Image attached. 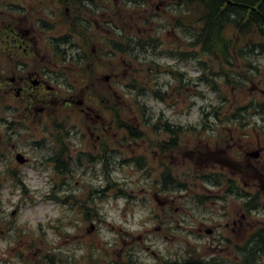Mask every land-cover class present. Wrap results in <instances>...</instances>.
<instances>
[{"label": "rangeland", "instance_id": "obj_1", "mask_svg": "<svg viewBox=\"0 0 264 264\" xmlns=\"http://www.w3.org/2000/svg\"><path fill=\"white\" fill-rule=\"evenodd\" d=\"M125 1L128 39L103 23L79 36L61 22L56 0H14L2 8L4 25L23 15L20 23L29 29L30 16L43 18L46 30L34 28L35 53L57 62L64 96L85 105L55 103L45 114L28 116L10 110L18 106L13 99H2L0 264H242L243 247L264 227V114L256 108L264 103L262 54H235L236 84H227L225 75L213 85L204 82L198 60L211 57L198 56L190 44L198 17L193 6L186 11L166 0L157 10L161 0L152 7L150 0ZM106 11L94 15L104 21ZM69 33L72 42L64 43ZM226 35L238 46L246 41L243 33ZM151 36L159 45H134ZM102 37L125 45L131 38L133 53L106 55ZM79 54L92 58L85 74L82 68L77 74L71 58ZM64 56L73 65L63 64ZM251 60L258 71L249 68ZM209 64L211 72L226 70L217 61ZM164 123L181 127L173 145ZM129 126L143 136L132 137ZM166 169L177 181L175 187L168 181L169 189H163ZM255 196L258 205L245 210ZM258 262L264 264V255Z\"/></svg>", "mask_w": 264, "mask_h": 264}, {"label": "trees", "instance_id": "obj_2", "mask_svg": "<svg viewBox=\"0 0 264 264\" xmlns=\"http://www.w3.org/2000/svg\"><path fill=\"white\" fill-rule=\"evenodd\" d=\"M58 3L60 0H56ZM75 1V0H72ZM81 6H87V12L90 11V3L83 2L79 3ZM184 7V9L187 11L190 6H193L194 13L196 14V11L198 13V17L194 19L193 21V33L192 38L193 40L190 42V44L193 46V48H197L199 50L198 56L202 55H208L211 58H209L212 62H218L217 67H221L222 64L225 65L226 70L221 67V70L217 73L211 72V67H209L212 64H209L211 62H204L202 64L201 59L198 60L201 64V67L203 69L202 76L199 77L200 80L207 82V83H213L215 84V77H223L225 75L227 77V84H236L237 78L233 74L234 69V62L237 60L236 55H239L242 58L248 59V56L250 54H262L264 58V0H177L176 6ZM178 9V8H177ZM177 24H182V22H177ZM185 27L187 28V23L185 24ZM76 33L82 34L83 32H90V29L88 28H76ZM234 31L236 37L239 36V34H244V38L246 39L245 43L238 46L235 42H233L232 38H229L226 33ZM117 35V34H116ZM119 39H121V36L117 35ZM102 39L105 41V44L110 48L106 55H126V54H132L133 50L130 49L132 46L131 38L128 41V44L125 45L123 43H119L116 40L112 41V44H109L107 41V37H102ZM85 44L89 45L91 40L84 39ZM159 38L155 36H151L149 38H146L145 41H138L137 43H134V45H139L141 47L152 45L153 47L159 45ZM66 42H72L71 39H66L64 43ZM195 50V49H194ZM80 55V54H79ZM193 55V57H198ZM78 61L83 64V69H86V66L84 65L86 62H89V68L90 65H92V58L88 56L80 55ZM253 60H251V65L249 68L256 69L258 71V67L253 65ZM232 68V70H231ZM91 70V68H90ZM208 70V71H207ZM82 74H85V70L82 72ZM180 73H175V77H178V79L182 80V78L178 75ZM230 81V82H228ZM183 83V82H181ZM212 84V85H213ZM155 96L160 97L161 99H164V95L161 93V91L157 90L154 92ZM144 107L141 106L140 109V116L142 119L145 117L144 113ZM263 114H264V103H260L258 107ZM114 115L118 120V127H122L123 120L119 115V110H117L116 107L113 108ZM218 108H215L214 115L218 116ZM234 115V114H233ZM214 121L216 119H213ZM164 131L168 132L170 134H173L174 137L170 139L169 144L173 145L176 141L177 136L180 134L181 127L180 126H171L169 123H164ZM132 126V125H131ZM131 126H129L130 134L132 137H142L143 134L141 130L135 128L133 129ZM158 126V123L154 124V129ZM57 157L58 164L56 166L57 170L61 169V160ZM171 171L167 170L163 174V189H169L168 188V181L171 180L172 182H177L175 178H172ZM215 183H219V178L216 177ZM173 187L174 183H172ZM171 185V186H172ZM258 205V198L257 196L252 197L248 199V201L244 202L243 206L247 211H251ZM264 255V227L260 228L256 234H254L251 239L245 244L243 247L242 252V264H259L258 258L262 257ZM46 264H56L54 261L50 260ZM128 264V262H127ZM130 264V263H129ZM163 264H207L203 261H194V260H188L185 263H178L177 261H170L165 260ZM210 264H217L216 262H212Z\"/></svg>", "mask_w": 264, "mask_h": 264}, {"label": "flooded vegetation", "instance_id": "obj_3", "mask_svg": "<svg viewBox=\"0 0 264 264\" xmlns=\"http://www.w3.org/2000/svg\"><path fill=\"white\" fill-rule=\"evenodd\" d=\"M14 0H0V103L2 99H13L14 102L18 104L17 107L11 109H21L29 115L35 113L45 114L48 112V108L51 104H60L63 108H72L77 104L79 107L83 108L85 102L73 96H64V91L61 88L63 85L56 76L60 73V68L57 62H50L47 59L40 57L39 53H35L33 48L32 37L36 34L38 28L36 26L40 25V28L46 30L44 26L41 25L43 18L36 17L35 15L30 16L32 27L25 29L20 23V20L14 19L10 24L4 25L2 8L3 6H11ZM90 3V11L87 12V6H81L78 3ZM156 0H150V7H152V2ZM166 0H161L160 4H156L155 8L159 10L161 5ZM60 5L62 7V12L60 14V20L66 25L73 28H96L99 23H103L107 32L111 34H117L121 36L122 39H128V29L130 20L129 15L125 10L126 1L123 0L122 6L113 4V0H60ZM108 3L110 5H108ZM107 9L106 20H98L94 14L101 8ZM87 13L89 17L84 14ZM83 14V15H82ZM16 14H12L13 18ZM25 18H28L26 15ZM115 22L119 25L116 26ZM13 23V24H12ZM118 27L119 29H116ZM48 30V29H47ZM78 34V33H77ZM37 35V34H36ZM80 36V34H79ZM73 35L69 33L64 39H71ZM72 40V39H71ZM109 44H112V40L107 38ZM33 42V43H32ZM78 55L75 57L71 56L73 62L76 64L77 74H80L81 68L83 69V64H81L78 59ZM39 57V58H38ZM63 64L70 62L66 56L61 58ZM77 61V62H76ZM52 63V65H50ZM86 69H88L89 62L84 64ZM53 66V67H51ZM86 69H83V71ZM86 107V106H85ZM83 110V109H82ZM88 111L93 113V108H88ZM98 118V116H96ZM0 141L3 142V136L0 133ZM27 160V158H25ZM211 230V229H208ZM207 230V231H208ZM213 233V230H211ZM210 233V234H211Z\"/></svg>", "mask_w": 264, "mask_h": 264}, {"label": "water", "instance_id": "obj_4", "mask_svg": "<svg viewBox=\"0 0 264 264\" xmlns=\"http://www.w3.org/2000/svg\"><path fill=\"white\" fill-rule=\"evenodd\" d=\"M106 78H107V80H108V76H107ZM16 158H17V160H18L19 162H21V163H24V161H25V159L23 158L22 154H20V153L17 154ZM209 232H211V231H209Z\"/></svg>", "mask_w": 264, "mask_h": 264}]
</instances>
